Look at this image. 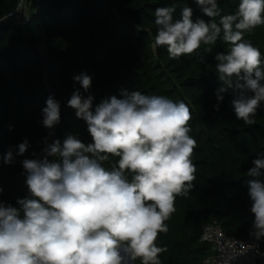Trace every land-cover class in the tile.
<instances>
[{
  "label": "clouds",
  "instance_id": "9594fccd",
  "mask_svg": "<svg viewBox=\"0 0 264 264\" xmlns=\"http://www.w3.org/2000/svg\"><path fill=\"white\" fill-rule=\"evenodd\" d=\"M194 2L207 21L194 20L188 6L178 19L174 6L155 9V44L177 59L202 44L214 45L222 33L229 50L215 55L220 86L214 108L219 111L224 94H230L236 118L252 126L264 102V58L244 36L264 25V0H240L233 14L223 15L218 0ZM73 78L87 95L74 90L67 107L86 122L92 142L68 133L62 143H47L49 132L43 158L21 161L29 195L16 206L0 199V264H161L166 249L158 246L159 235L168 232L176 198L187 196L196 180L190 108L139 90H124L122 98L111 96L94 106L92 78L86 73ZM60 107L53 96L46 99L43 127L60 122ZM29 146L25 139L15 156ZM15 156L9 149L3 162L14 163ZM252 165L245 183L254 215L250 234L259 241L264 238V151Z\"/></svg>",
  "mask_w": 264,
  "mask_h": 264
},
{
  "label": "trees",
  "instance_id": "16d2710c",
  "mask_svg": "<svg viewBox=\"0 0 264 264\" xmlns=\"http://www.w3.org/2000/svg\"><path fill=\"white\" fill-rule=\"evenodd\" d=\"M19 1L0 0V19ZM239 2L218 0L222 15L233 14ZM39 4V11L30 7L25 27L0 25V199L16 206L17 199L28 196L21 161L43 152L49 131L40 122L50 95L61 107L60 122L47 143L56 139L62 143L68 133L92 142L86 122L67 107L74 90L87 95L73 78L86 73L92 78L94 106L104 98H122L124 90H139L183 101L190 108V135L197 141L192 156L196 180L187 196L176 198V211L166 221L168 232L159 235L157 244L166 249L160 254L161 264H203L215 248L201 243L200 236L214 221L227 235L247 238L254 215L245 180L252 160L264 151V102L252 126L236 118L230 94H224L215 110L220 86L215 55L229 50L222 33L214 45L202 44L195 53L177 59L155 44L157 7L174 6L178 19L188 6L194 20H208L194 0H39ZM244 38L264 58V25ZM25 139L29 148L15 156ZM9 149L15 161L5 164L2 157Z\"/></svg>",
  "mask_w": 264,
  "mask_h": 264
},
{
  "label": "built area",
  "instance_id": "2783aa9c",
  "mask_svg": "<svg viewBox=\"0 0 264 264\" xmlns=\"http://www.w3.org/2000/svg\"><path fill=\"white\" fill-rule=\"evenodd\" d=\"M32 4L35 11L40 10L39 0H20L13 12L0 19V25L25 27L30 19ZM200 242L215 248V253L207 257L203 264H264L262 238L257 241L250 234L245 239H236L227 235L216 221L203 227Z\"/></svg>",
  "mask_w": 264,
  "mask_h": 264
},
{
  "label": "rangeland",
  "instance_id": "374dc122",
  "mask_svg": "<svg viewBox=\"0 0 264 264\" xmlns=\"http://www.w3.org/2000/svg\"><path fill=\"white\" fill-rule=\"evenodd\" d=\"M40 123L42 124V121H41ZM57 125H58V124H57ZM57 125H56L53 129H47V128H46L49 132L52 133V136L54 135V133H55V131H56ZM41 155H42V153L38 154L36 158H41ZM28 195H29V193H28Z\"/></svg>",
  "mask_w": 264,
  "mask_h": 264
},
{
  "label": "water",
  "instance_id": "95a60500",
  "mask_svg": "<svg viewBox=\"0 0 264 264\" xmlns=\"http://www.w3.org/2000/svg\"><path fill=\"white\" fill-rule=\"evenodd\" d=\"M53 137H54V135H53ZM53 139V138H52ZM52 139H51V141H52ZM43 156H44V153L42 152V157L41 158H43ZM132 264H133V262H132Z\"/></svg>",
  "mask_w": 264,
  "mask_h": 264
},
{
  "label": "bare ground",
  "instance_id": "6f19581e",
  "mask_svg": "<svg viewBox=\"0 0 264 264\" xmlns=\"http://www.w3.org/2000/svg\"><path fill=\"white\" fill-rule=\"evenodd\" d=\"M41 157H42V155H41Z\"/></svg>",
  "mask_w": 264,
  "mask_h": 264
}]
</instances>
